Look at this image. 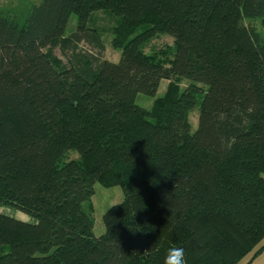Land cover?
<instances>
[{
	"label": "trees",
	"instance_id": "16d2710c",
	"mask_svg": "<svg viewBox=\"0 0 264 264\" xmlns=\"http://www.w3.org/2000/svg\"><path fill=\"white\" fill-rule=\"evenodd\" d=\"M35 1L0 12V208L34 220L0 213V264H163L173 247L185 264L260 255L264 40L245 21L264 27V0ZM101 10L119 17L117 63L80 48L104 50L87 26ZM159 35L172 48L146 54ZM162 81L149 110L136 105ZM95 183L123 195L98 237L83 207Z\"/></svg>",
	"mask_w": 264,
	"mask_h": 264
},
{
	"label": "rangeland",
	"instance_id": "374dc122",
	"mask_svg": "<svg viewBox=\"0 0 264 264\" xmlns=\"http://www.w3.org/2000/svg\"><path fill=\"white\" fill-rule=\"evenodd\" d=\"M35 0H0V12L2 13H9V14H25L27 13L31 6L35 4ZM91 20L88 23L87 26L91 25L93 21V27H95L100 35V38L102 40L104 50L100 53L97 49H95L92 45H89L85 42L80 44V48L83 51H87L88 53L100 57L101 60H107L113 63H117L120 59L121 51L114 50L111 46V27L116 25L118 23L119 17H116L112 14H110L108 11H96L92 14ZM245 24L248 26H253L256 28L260 36L264 40V27H261L258 21H245ZM77 26V20L75 15H71L70 19L68 21L65 34L64 36H68L69 34L73 33L76 30ZM140 29L138 30V32ZM173 46V39L166 35H159L156 38L152 39L149 43H147L144 47V52L146 54H150L152 52L159 51L162 48H172ZM55 55L62 59L65 62V58L61 55L60 50L57 49L54 51ZM168 82L162 81L160 83V87L158 89V92L156 93V96L154 98H149L145 95L138 94L135 99L136 105L149 110L151 108L152 102L154 99L161 97L164 93L166 86ZM188 86L187 81H183L181 83L182 88H186ZM200 88H204L203 86H200ZM202 94H197V105L193 109V111L189 115V122L191 127V132H194L197 127V120H198V108L199 104L202 100ZM67 156L69 159H75L76 153L73 151H70L67 153ZM93 196L91 199L86 202L83 207L86 210L87 206L93 207V233L96 237L100 236L104 232V226L102 223V215L113 205L119 204L123 200V195L121 188L119 186L111 187V188H105L98 183H95L93 186ZM0 213L9 216L11 218H15L17 220H21L24 222H30L33 223L34 220L30 218L29 216L22 214L21 212L17 211L16 209L12 207H1ZM264 243V240L263 242ZM253 253L248 254L246 257H244L238 264H264V250L260 255L252 259Z\"/></svg>",
	"mask_w": 264,
	"mask_h": 264
},
{
	"label": "clouds",
	"instance_id": "9594fccd",
	"mask_svg": "<svg viewBox=\"0 0 264 264\" xmlns=\"http://www.w3.org/2000/svg\"><path fill=\"white\" fill-rule=\"evenodd\" d=\"M163 264H185L183 248L173 247L168 249L164 256Z\"/></svg>",
	"mask_w": 264,
	"mask_h": 264
}]
</instances>
